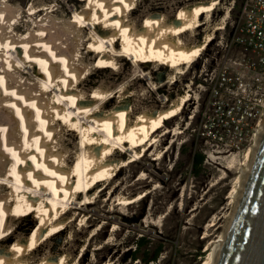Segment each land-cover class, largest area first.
I'll return each mask as SVG.
<instances>
[{"label":"bare ground","instance_id":"bare-ground-1","mask_svg":"<svg viewBox=\"0 0 264 264\" xmlns=\"http://www.w3.org/2000/svg\"><path fill=\"white\" fill-rule=\"evenodd\" d=\"M83 1L73 12L80 39L72 48L67 42L76 41V24L53 21L56 0H29L25 7L18 0H0V100L6 102H0V264H82L100 235L92 222L98 219L85 210L108 189L103 205L118 192L116 203L102 215L116 218L117 204L129 207L148 194H129V187L147 183V176L130 184L128 178H115L168 134L159 130L181 114L192 81L169 92L158 106L146 103L142 82L150 78L152 88L172 87L224 23L211 19L221 0H186L164 8L145 0ZM127 59L133 61L130 76L120 74ZM159 69H166L164 80L154 81ZM101 71L109 74L97 78ZM36 83L40 89L33 94ZM6 105L15 109L19 124L5 114ZM179 132L177 123L173 134ZM71 136L77 137L73 146ZM249 153L250 147L241 168ZM238 184L239 176L232 202ZM60 235H65L62 241ZM217 240L204 264L210 263Z\"/></svg>","mask_w":264,"mask_h":264},{"label":"rangeland","instance_id":"rangeland-1","mask_svg":"<svg viewBox=\"0 0 264 264\" xmlns=\"http://www.w3.org/2000/svg\"><path fill=\"white\" fill-rule=\"evenodd\" d=\"M18 1L25 7L29 0ZM185 1L145 0V5L155 3L154 5L164 8L170 6V3L176 6ZM192 1L195 0L189 2ZM241 2L242 0H221L220 5L214 9L211 19L213 22L224 19L223 27L215 32L213 39L198 58L196 57L188 73L181 76L172 87L164 83L161 87L152 88L150 78L142 82L144 86L141 88L147 93L146 103L152 102L158 106L169 92L183 88L184 84L189 81H192V89L189 91L191 98L177 118L170 121L165 120L162 124L159 134L166 130L168 134L157 144H153L142 158L123 167L115 178V181L128 178L130 184L138 182L141 175L147 176L148 182L130 186L129 194L135 195L142 190H150L148 194L131 203L129 207L117 204L116 209L119 211L116 218H103L105 216L102 215L106 214V211L116 203L113 199L118 192H115L113 198L103 205L108 189L96 204L85 210L92 219L94 217L98 219V222L97 220H92V222H96L94 230L99 228L100 235L91 241L87 253L81 259L82 264H89L91 261L105 264L109 260L113 261L112 264H146L140 258H131L134 240L143 234L152 239L151 249L156 243H163L158 259L147 264H204L208 258L230 212L231 192L237 185L239 169L246 161L247 150L253 143V137L260 126L264 112V101L262 105L256 101V98H264V94L256 93V90L246 91L248 98L242 99V95L234 96L228 93L226 86L220 85L221 78H218L219 72L223 70V66L228 61L233 67H240L238 63H233L234 60H239L238 47L231 43L236 35L235 28ZM84 3L83 0H56L55 9L50 14L55 23L76 24L73 26L77 30L74 34L77 42L74 39L67 42L72 48L77 47L80 39L78 22L73 20V16L79 10L78 7ZM24 19H26L25 16ZM55 25L56 29L57 24ZM206 27L208 26L199 27L197 34L199 35ZM93 53L94 51L91 55ZM37 67L33 69L34 72ZM132 67V59L122 60L120 74L130 76ZM143 68L147 70L148 65H143ZM109 71H101L95 75L97 78H102V75L109 74ZM165 72L166 69L157 70L154 74V81L164 80ZM68 74H71L73 79L74 75L72 76L71 72ZM48 75L46 74L47 77ZM84 79L85 77L78 78L80 82ZM32 86L33 93L39 86L38 83ZM42 91L45 92L44 89ZM44 92H42L43 98L46 97L48 101V96ZM236 97L240 98V103L237 102ZM0 102L1 104L6 103L3 100ZM28 108L30 109L29 106ZM225 108H231L225 113L227 118H230H226L230 121V129L227 128L228 122L222 121L221 118ZM6 109L9 113L5 114L8 117H10L9 114L14 115L19 124L20 119L15 109H12L10 105H6ZM244 109L246 113L244 111L242 113L246 114V118L237 117V112ZM177 123L180 125V132L173 134ZM235 123L238 124L237 128ZM19 131V129L14 130L17 136L13 135L18 137ZM8 136L12 137L10 132ZM76 139V136H71L69 140L71 146H73V140ZM157 150L162 154L161 159L155 158L158 155ZM194 151L205 155L199 175H194L192 172L191 163ZM212 221L215 222L214 225H210ZM22 224L25 227L30 225L28 219L25 218ZM103 224L105 227H102ZM112 232V236L109 237ZM64 237L65 235H60L58 241H62ZM105 244V248L92 253L94 247Z\"/></svg>","mask_w":264,"mask_h":264},{"label":"water","instance_id":"water-1","mask_svg":"<svg viewBox=\"0 0 264 264\" xmlns=\"http://www.w3.org/2000/svg\"><path fill=\"white\" fill-rule=\"evenodd\" d=\"M209 264H264V112Z\"/></svg>","mask_w":264,"mask_h":264},{"label":"built area","instance_id":"built-area-1","mask_svg":"<svg viewBox=\"0 0 264 264\" xmlns=\"http://www.w3.org/2000/svg\"><path fill=\"white\" fill-rule=\"evenodd\" d=\"M235 31L236 35L231 44L238 47L239 60H234L233 63H238L240 67H233L228 61L218 74V78H221L220 85H225L228 93L234 96L242 95V99L248 98L246 91L256 90V93L264 94V0H242ZM236 99L241 102L239 97ZM256 101L262 105L264 98H256ZM229 110L231 108L224 109L222 121L226 120L225 113ZM243 111L246 113L245 109L241 110L237 112V117L245 119L246 114L243 115ZM226 121L227 128L230 129V121ZM235 127L238 124L235 123Z\"/></svg>","mask_w":264,"mask_h":264},{"label":"trees","instance_id":"trees-1","mask_svg":"<svg viewBox=\"0 0 264 264\" xmlns=\"http://www.w3.org/2000/svg\"><path fill=\"white\" fill-rule=\"evenodd\" d=\"M205 159V155L202 152L194 151L192 154V172L194 175H199L202 171L201 164ZM151 244H153L152 239L143 234L134 240V250L132 251L131 258H140L144 263H149L151 261H156L159 257V253L162 251L163 243L158 242L151 249Z\"/></svg>","mask_w":264,"mask_h":264}]
</instances>
